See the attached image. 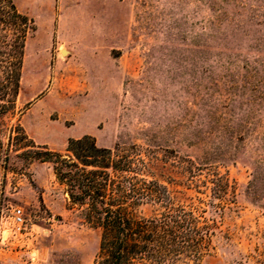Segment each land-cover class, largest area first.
<instances>
[{
	"label": "rangeland",
	"instance_id": "1",
	"mask_svg": "<svg viewBox=\"0 0 264 264\" xmlns=\"http://www.w3.org/2000/svg\"><path fill=\"white\" fill-rule=\"evenodd\" d=\"M12 1L36 29L1 127L64 154L84 135L136 146L141 176L207 234L173 264H264V0ZM101 234L52 163L0 162V264H96Z\"/></svg>",
	"mask_w": 264,
	"mask_h": 264
},
{
	"label": "trees",
	"instance_id": "2",
	"mask_svg": "<svg viewBox=\"0 0 264 264\" xmlns=\"http://www.w3.org/2000/svg\"><path fill=\"white\" fill-rule=\"evenodd\" d=\"M208 1L217 13L216 2ZM35 29L34 19L12 0H0V162L16 153L28 162L53 164L70 201L85 207L87 218L101 228L96 264H173L183 253L198 257L207 239L199 218L191 209L174 206L159 182L141 176L146 164L136 146L104 147L84 135L70 138L64 154L37 144L20 124L1 127L16 109L25 44ZM146 200L165 209L158 216H135L133 208Z\"/></svg>",
	"mask_w": 264,
	"mask_h": 264
},
{
	"label": "built area",
	"instance_id": "3",
	"mask_svg": "<svg viewBox=\"0 0 264 264\" xmlns=\"http://www.w3.org/2000/svg\"><path fill=\"white\" fill-rule=\"evenodd\" d=\"M13 213H14V221L17 225V229L22 230L24 228V223H25L22 208L20 207L15 208Z\"/></svg>",
	"mask_w": 264,
	"mask_h": 264
}]
</instances>
